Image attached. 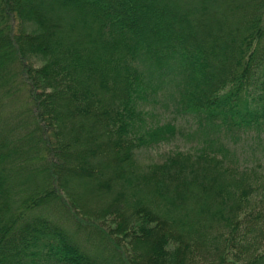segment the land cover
Returning a JSON list of instances; mask_svg holds the SVG:
<instances>
[{
    "label": "trees",
    "instance_id": "trees-1",
    "mask_svg": "<svg viewBox=\"0 0 264 264\" xmlns=\"http://www.w3.org/2000/svg\"><path fill=\"white\" fill-rule=\"evenodd\" d=\"M263 153L264 0H0V264H264Z\"/></svg>",
    "mask_w": 264,
    "mask_h": 264
},
{
    "label": "rangeland",
    "instance_id": "rangeland-1",
    "mask_svg": "<svg viewBox=\"0 0 264 264\" xmlns=\"http://www.w3.org/2000/svg\"><path fill=\"white\" fill-rule=\"evenodd\" d=\"M29 58L35 63V64H42V62L44 61L42 58L36 57V56H29ZM163 111V110H162ZM167 115L159 110L155 111V114H149L146 118L148 119L149 122H155L154 120L156 119H160L161 116ZM159 117V118H158ZM189 141V139L185 136V135H179L178 138L174 139L171 142H164L162 144H160L159 146H144L140 149L137 150V158L139 159L140 163L145 167L147 166V164L154 162V161H162L164 160V158H166L168 156V153H170L172 150L177 149L180 146H183L184 144H186ZM251 154V152L249 153ZM248 154V159L244 158L243 160L245 162H251V163H255L258 164L260 167L264 170V153L261 154V162L259 163V161H256L255 157L251 156ZM251 171V170H250ZM262 180L264 182V172L262 174ZM261 193H263L264 191H260ZM264 194V193H263ZM256 198L258 200H260V196H256ZM63 211L60 210L59 211V216L62 217L63 214H61ZM69 223V225H71L73 227V223H71L70 221H67ZM253 230H256L254 233L255 234H260V235H264V225L261 226H257L254 227ZM82 242L84 244L87 245V239L84 236V234H80ZM91 242H95L94 239L90 240ZM263 249V248H262Z\"/></svg>",
    "mask_w": 264,
    "mask_h": 264
}]
</instances>
